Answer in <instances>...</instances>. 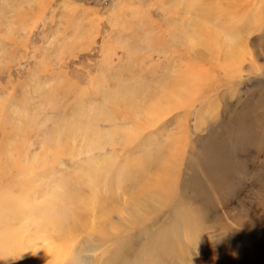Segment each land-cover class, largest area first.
Returning a JSON list of instances; mask_svg holds the SVG:
<instances>
[{
    "label": "rangeland",
    "instance_id": "374dc122",
    "mask_svg": "<svg viewBox=\"0 0 264 264\" xmlns=\"http://www.w3.org/2000/svg\"><path fill=\"white\" fill-rule=\"evenodd\" d=\"M261 136L264 0H0V264H234L264 153L215 194Z\"/></svg>",
    "mask_w": 264,
    "mask_h": 264
},
{
    "label": "bare ground",
    "instance_id": "6f19581e",
    "mask_svg": "<svg viewBox=\"0 0 264 264\" xmlns=\"http://www.w3.org/2000/svg\"><path fill=\"white\" fill-rule=\"evenodd\" d=\"M181 1V0H180ZM233 6V5H232ZM205 8V7H204ZM202 9V7L200 8ZM209 10V9H208ZM185 19L186 16H184ZM199 50V49H198ZM211 51V50H210ZM223 51V50H222ZM202 51H198L199 54H201ZM221 53V49L218 50V54ZM195 55V54H194ZM226 64V62H225ZM227 70L231 71V69L233 68V66H230V63L227 64L226 66H224ZM240 72L243 73V71L241 69H239ZM251 70L252 69H248L247 72L251 73ZM190 71V70H189ZM246 72V71H244ZM188 73H191V72H188ZM197 74V73H196ZM187 75V74H185ZM200 75V74H199ZM237 75V74H236ZM241 75V73H240ZM230 77V76H229ZM185 78V79H184ZM184 81H187L189 82V78H192L193 79V76H190V77H184ZM194 80V79H193ZM178 78L176 79V81H174V85H175V82L178 83L180 82L181 80H179L178 82ZM202 78L198 79L197 80V77L195 79V82H198L197 84H199V86H204V84H200L201 83ZM192 82V81H191ZM203 82H206L205 80ZM187 84V83H185ZM209 84V83H208ZM207 84V85H208ZM180 85V84H179ZM178 86V85H177ZM181 86V85H180ZM206 86V85H205ZM212 86V85H211ZM179 88V87H178ZM208 88V87H206ZM176 89V88H175ZM179 89H182V88H179ZM183 89H186V86L184 85V88ZM197 92H200L197 90ZM225 96H223L224 98ZM228 98V97H227ZM227 98L225 99V102L223 105H225V107L227 106V103H226V100ZM253 112H251V116L253 118H257L258 116H260L262 114V107H260L261 105L257 102L256 103H253ZM229 106V105H228ZM225 112V111H224ZM210 131V130H209ZM259 140H263L264 142V138L261 136L259 138ZM255 143H251L249 148L246 150L243 158H241V156H237L236 160H235V164L233 166L234 170L232 172V176L230 177V179L228 180L226 186L221 189L218 193L215 194V196L217 195V197L223 193L224 191H226L227 189H231L233 191H235L233 189V184L236 182L237 184V187L238 189L240 190L241 188V182L239 181L240 179V176H241V173L245 172V174H247L249 172V170L251 169V167L255 166V158L261 153L263 152L264 153V145L261 147L260 145L258 146L256 144V146L254 145ZM264 155V154H262ZM262 162V161H261ZM255 163V164H254ZM263 165V162L261 163ZM256 168V166L254 167ZM253 168V169H254ZM259 170V169H257ZM262 170V169H261ZM251 175V174H250ZM253 175V174H252ZM255 177V176H254ZM258 180H259V183L261 180L264 179V175H260L258 176ZM238 179V180H237ZM237 180V181H236ZM264 181V180H263ZM262 181V182H263ZM232 183V184H231ZM230 184V185H229ZM251 184V183H250ZM253 186V185H252ZM260 187V186H259ZM237 189V190H238ZM230 192V190H229ZM210 194V195H209ZM208 196V201L212 202L214 200H216V198H214L215 196L213 192H209ZM259 194L262 195L261 197H259V199L257 197V202H256V205H255V209H257V211L254 212V209L253 210H247L246 207H242L240 210V213L239 214H235L234 216H231L229 215L228 213L227 216H231V219H232V222L233 224L231 223H227V222H220L222 220V217L220 214H218L216 212V218L218 220H220L219 222H217V225L215 224L213 226V229H214V232L219 228L221 229L222 231L220 232L221 234L220 235H223V239L224 241L223 242H220L219 243V246L221 248H223V251L224 253H226V255H228L230 252L229 255L232 254V256L234 257V264H238V259H236L237 257L240 258V254H238L237 252L240 251L241 247H246L247 244H248V237H247V234L248 235H252L253 233L256 232V229H254L253 227H256L258 225L261 224L262 221H264V189H259ZM212 195V196H211ZM205 200V199H204ZM203 198H202V194H199V197L198 198H194V194H193V203H196L197 202V207H201L202 206V203L204 201ZM207 200V199H206ZM212 200V201H211ZM206 204V202H205ZM243 206V205H242ZM228 207V206H227ZM194 209V212H193V231H199L198 233V238H194L195 239V242H198V240L200 241L199 237L201 235V233H203V230H204V226L202 225V222H201V218L204 216V213L207 212V209L206 208H201L200 209V213H197V209L196 208H193ZM199 209V208H198ZM205 210V211H204ZM223 210V209H222ZM225 213V214H226ZM238 213V212H237ZM223 216V215H222ZM251 226V227H250ZM253 228V229H252ZM264 229V228H263ZM259 230V229H258ZM258 233V232H256ZM263 232L259 233V236L262 235ZM199 246V245H198ZM205 247V246H204ZM198 250V249H197ZM252 255L255 254L254 251L251 252ZM263 255V254H262ZM236 256V258H235ZM259 261V260H258ZM203 264V262L201 260H199L198 257H196L195 259H193V264Z\"/></svg>",
    "mask_w": 264,
    "mask_h": 264
}]
</instances>
